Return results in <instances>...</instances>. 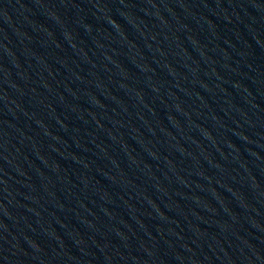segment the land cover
Here are the masks:
<instances>
[{
  "label": "water",
  "instance_id": "1",
  "mask_svg": "<svg viewBox=\"0 0 264 264\" xmlns=\"http://www.w3.org/2000/svg\"><path fill=\"white\" fill-rule=\"evenodd\" d=\"M0 264H264V0H0Z\"/></svg>",
  "mask_w": 264,
  "mask_h": 264
}]
</instances>
